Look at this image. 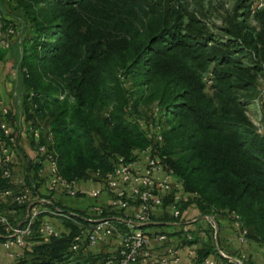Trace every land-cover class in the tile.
Listing matches in <instances>:
<instances>
[{
    "label": "trees",
    "instance_id": "trees-1",
    "mask_svg": "<svg viewBox=\"0 0 264 264\" xmlns=\"http://www.w3.org/2000/svg\"><path fill=\"white\" fill-rule=\"evenodd\" d=\"M142 1L15 0L29 28L19 42L0 48V62L10 49L18 53L14 87L21 95L12 120L20 114L37 126L45 119L58 172L68 181L84 180L93 172L111 171L118 158L131 162L137 157L149 141L136 119L127 117L137 116L140 99L156 102L158 123L163 119L165 127L155 154L185 191L199 195L189 206L199 216L219 213L230 220L236 215L248 238L264 245V137L246 117L233 85L220 83L214 105L202 93L193 67L196 60L228 63L230 53L210 49L205 37L179 20H163L143 41L136 40L138 28L126 15L143 13ZM220 77L217 74V80ZM12 92L8 102L13 105ZM22 168L32 196H47L39 190L37 167L25 160ZM1 170L0 189H5L10 185ZM52 205L67 214L62 220L66 230L59 237L32 238L34 245L7 264H105L112 252L70 250L76 223L85 221L69 214L76 210ZM24 209L18 207L19 216ZM112 215L107 209L100 214ZM42 217L43 212L33 223L35 233L44 223ZM150 220L143 228L159 221L178 222L167 212L159 219L152 214ZM206 238L196 250V264L210 254L237 264L218 253L210 225Z\"/></svg>",
    "mask_w": 264,
    "mask_h": 264
},
{
    "label": "built area",
    "instance_id": "built-area-1",
    "mask_svg": "<svg viewBox=\"0 0 264 264\" xmlns=\"http://www.w3.org/2000/svg\"><path fill=\"white\" fill-rule=\"evenodd\" d=\"M29 28L23 19L6 16L0 11V48L8 49L14 42H19ZM16 77V73L12 77ZM18 85L16 84V88ZM21 93L12 92L15 104H19ZM12 103L0 97V167L1 178L10 187L0 189V242L7 263L21 257L23 251L31 248L33 223L36 217L46 212L60 221L68 218L67 214L52 205L47 196L53 194L71 199H95L106 192L109 201L106 207L93 204L90 207L92 216L86 213L77 214L84 223L77 224V233L70 243V250L77 252L83 247H92L105 238L116 241L115 250L105 264H196L195 232L190 228L192 218L188 222H180L186 206L199 198L196 192L184 190L182 182L170 168L165 167L155 154V145L161 140L162 127L158 123L160 113L154 107L145 121H137L139 128L147 137L148 145L140 150L131 162L118 158L111 171L100 174L93 172L88 179L68 181L60 175L56 164V153L53 149L52 135L45 126V119L32 126L18 115L12 120ZM27 135L28 149L22 153L18 137ZM30 161L37 169L41 180L39 190L47 196H32L30 188L23 179V173L15 175L22 168V161ZM95 183L93 187H85V182ZM24 205L21 216L18 207ZM135 207L134 213L128 210ZM164 208L173 219H177L181 241L179 244H165L169 236L163 232L148 233L145 228L150 224L154 210ZM103 209L112 212L110 217L100 216ZM233 227L238 231L237 239L244 243L247 230L236 215H230ZM212 228L215 237L214 220L211 215L204 216ZM122 224V225H121ZM201 239L207 237L204 231H197ZM37 233L43 239L60 236L61 231L53 224L41 223ZM152 243L164 244L161 251L151 247ZM218 253L230 259L223 252ZM242 264V257L233 260ZM197 264H215L210 258H204Z\"/></svg>",
    "mask_w": 264,
    "mask_h": 264
},
{
    "label": "rangeland",
    "instance_id": "rangeland-1",
    "mask_svg": "<svg viewBox=\"0 0 264 264\" xmlns=\"http://www.w3.org/2000/svg\"><path fill=\"white\" fill-rule=\"evenodd\" d=\"M140 5L144 6L143 13L137 16L126 15L138 28L136 40L143 41L147 33L156 29L163 20L168 23L179 20L183 27L194 28L195 33L205 37L210 49L230 53L231 60L228 63L220 64L216 60L194 61L193 67L202 84V93L216 105L220 83L233 85L232 91L246 117L257 133L264 137V0H143ZM0 9L6 16L27 19L15 0H0ZM17 54V51L10 49L2 60L4 65L0 67L4 70V79L10 93L15 91L17 84L16 78L12 77ZM217 74L221 75V81L217 80ZM241 81L247 82L244 87L234 86ZM126 86L130 87V82ZM147 87L150 92L152 83ZM145 102L140 99L137 116L131 118L127 115V118L147 120L156 102ZM12 106L16 110L15 103ZM160 123L163 129L164 120ZM92 215L89 212L87 216ZM43 216L56 219L55 226L59 229L66 228L57 217L46 212H43ZM45 222L50 223L47 220ZM36 237L40 238V235L34 232L32 238Z\"/></svg>",
    "mask_w": 264,
    "mask_h": 264
},
{
    "label": "crops",
    "instance_id": "crops-1",
    "mask_svg": "<svg viewBox=\"0 0 264 264\" xmlns=\"http://www.w3.org/2000/svg\"><path fill=\"white\" fill-rule=\"evenodd\" d=\"M3 65L4 64L0 62V67H2ZM8 95H10V91L4 79V70L0 68V97L7 102L10 100L8 98ZM18 141L22 153L24 155V153H26L28 149L27 135L24 134L19 135ZM22 165H23V161H22ZM22 173H23V168H19L15 171V175H20ZM94 184L95 183L88 181L85 182L83 186L89 188V187H93ZM48 198H50L53 202H56L61 206L89 214L90 206L93 204L106 207L109 201V194L103 192L99 197L95 199H71L56 194H53ZM135 210H136L135 207H131L128 210V212L131 214L134 213ZM165 214L166 211L162 207L154 210L153 212L154 217L158 219L162 216H165ZM212 217L214 220V226L216 232L215 237H213V244L218 250H220L230 258L228 259L229 261H233L236 258L242 257L243 261L248 262L250 264H264V245H261L255 240L248 237L244 243L239 242L237 239L238 231L233 227L231 221L228 220L226 216H222L219 213H216ZM192 218L195 221L190 223V228L195 232V236L197 239L196 241L197 249H200L203 247V242L207 238L201 239L197 231L199 230L205 232L207 230L206 233H208L209 224L204 219V216H199V213L196 209L188 206L184 209L182 213V220L183 222L189 223V220H191ZM45 220L49 221L50 223L52 222L54 226L56 224L55 221L56 219L54 218H47L46 216H43L42 221L45 222ZM155 223L157 224L156 226L147 227L145 230L148 233H154V232L168 233L169 239L165 244L175 245L182 242L179 234V227L177 222L159 221ZM55 228L59 229L56 226ZM59 230L61 231L63 229H59ZM163 246L164 244H158V243L151 244V247L157 251H161ZM115 247H116V241L114 239L105 238L102 241L98 242L96 245L92 247H87V250L91 251L92 253H100V252L110 253L115 250ZM206 258H210L211 260L214 261L215 264H225L218 257H215L211 254L208 255ZM0 264H7L1 244H0Z\"/></svg>",
    "mask_w": 264,
    "mask_h": 264
}]
</instances>
